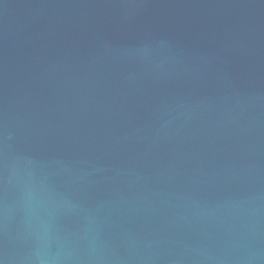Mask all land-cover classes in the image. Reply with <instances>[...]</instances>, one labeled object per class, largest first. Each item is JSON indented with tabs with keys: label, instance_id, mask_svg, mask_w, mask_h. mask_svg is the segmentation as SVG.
<instances>
[{
	"label": "water",
	"instance_id": "1",
	"mask_svg": "<svg viewBox=\"0 0 264 264\" xmlns=\"http://www.w3.org/2000/svg\"><path fill=\"white\" fill-rule=\"evenodd\" d=\"M0 264H264V0H0Z\"/></svg>",
	"mask_w": 264,
	"mask_h": 264
}]
</instances>
